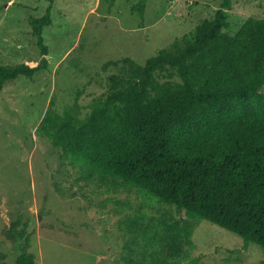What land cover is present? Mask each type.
<instances>
[{"label": "rangeland", "instance_id": "374dc122", "mask_svg": "<svg viewBox=\"0 0 264 264\" xmlns=\"http://www.w3.org/2000/svg\"><path fill=\"white\" fill-rule=\"evenodd\" d=\"M50 6L43 54L30 17ZM219 8L228 11L231 34L264 18V0H0V64L48 61L0 89V264L16 261L14 223L26 229L23 244L38 264H264L261 245L142 188L103 179L48 132L53 118H87L115 82L192 41ZM178 76L166 65L155 79Z\"/></svg>", "mask_w": 264, "mask_h": 264}, {"label": "trees", "instance_id": "16d2710c", "mask_svg": "<svg viewBox=\"0 0 264 264\" xmlns=\"http://www.w3.org/2000/svg\"><path fill=\"white\" fill-rule=\"evenodd\" d=\"M224 8L198 25L192 41L148 59L135 78L115 82L87 118H53L55 131L48 132L103 179L142 188L264 247V18L231 34ZM30 23L46 54L51 6ZM47 62L44 56L37 65L0 64V89L11 78L33 77ZM166 65L179 76L156 82ZM11 232L18 250L12 264H38L23 244L26 229L14 223Z\"/></svg>", "mask_w": 264, "mask_h": 264}]
</instances>
